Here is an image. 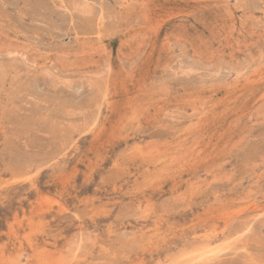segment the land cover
Here are the masks:
<instances>
[{
    "label": "rangeland",
    "instance_id": "374dc122",
    "mask_svg": "<svg viewBox=\"0 0 264 264\" xmlns=\"http://www.w3.org/2000/svg\"><path fill=\"white\" fill-rule=\"evenodd\" d=\"M0 264H264V0H0Z\"/></svg>",
    "mask_w": 264,
    "mask_h": 264
}]
</instances>
